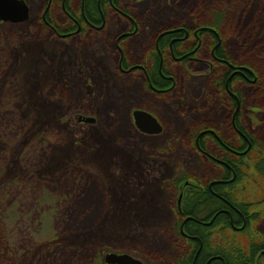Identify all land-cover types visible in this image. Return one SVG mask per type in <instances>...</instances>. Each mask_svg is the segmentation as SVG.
<instances>
[{"label":"rangeland","instance_id":"1","mask_svg":"<svg viewBox=\"0 0 264 264\" xmlns=\"http://www.w3.org/2000/svg\"><path fill=\"white\" fill-rule=\"evenodd\" d=\"M24 1L25 21L0 24V264H103L108 251L127 253L143 264L186 263L180 261L187 247L176 232L172 181L214 175L193 140L185 139L189 130L217 125L223 137L234 141L225 103L229 97L213 82L222 66L170 62L164 51L163 73L175 82L158 99L143 88L145 73L120 71L119 64L125 59L128 67L150 66V48L166 27H196L176 54L190 50L193 33L204 29L217 36L214 47L222 44L207 26L215 14L209 8L194 13L206 0H193L185 11L179 9L181 0H115V9L97 4L105 20L102 30L63 40L38 18L51 9L53 19L70 29L65 16L69 9L82 15L84 0H68L69 9L62 11L57 0L51 8V0ZM232 8L215 12L227 14L224 30L234 29L235 17H242L240 33L223 46L233 64L257 76L256 82L239 86L231 81L229 86L242 101L239 123L256 144L244 166H237L242 181L235 189L243 186L244 192L232 198L239 203L261 199L250 212L262 214L264 0H237ZM128 22L139 23L138 29L130 30ZM200 39L197 56L210 59V37ZM245 42L253 52L247 54ZM134 108L152 113L164 130L152 136L138 132L130 119ZM212 228L208 248L229 252L241 241L250 249L264 240L263 216L243 233L227 227L225 237Z\"/></svg>","mask_w":264,"mask_h":264},{"label":"flooded vegetation","instance_id":"2","mask_svg":"<svg viewBox=\"0 0 264 264\" xmlns=\"http://www.w3.org/2000/svg\"><path fill=\"white\" fill-rule=\"evenodd\" d=\"M107 1L109 8L114 9L113 1ZM81 16L80 19L68 17V22H70L72 27L70 29L67 28L63 32L64 35L70 37L71 34L75 33V30H77L76 34L80 31L83 33L88 30L100 31L105 26V20H102V18L100 21H96L87 19L84 14ZM189 39L188 31L186 33L183 32L182 36L171 35L169 37V60L170 62L186 60L191 63L207 61L206 64L210 69L215 64H219L224 68L226 76L224 77L223 89L229 97V99L225 100V103L229 105L227 112L229 114V124L231 125L230 133L232 134L231 138L235 142L223 137L217 125L208 126L207 124L204 128L199 127L194 137L195 151L205 158L206 164L210 166L211 171L216 170L214 177L208 179L193 178L182 182L179 179L172 181V193L175 197L172 206L178 223V238L184 243L182 245L187 247L186 256H182L185 258L180 259V261L184 260L188 264H238L239 260L233 262L228 260L227 251L208 248L210 243L209 230L214 229L212 227L216 226L218 227V232L223 231L225 237V230L228 228L243 233L248 225H251L255 220L257 221V219H254L255 216L264 217V212L261 214L248 212L247 209L242 210L240 207L243 206V200H241L242 206L240 207H238L239 205L235 206L231 202L236 192H244L243 186L241 190L235 189L236 184L242 181L240 179L238 183H235V169L239 168L237 166H244V158L251 149L252 140L250 136L245 134L243 126L239 123L242 101L237 94L231 91L229 85L231 81H237L239 86L245 82H256L257 76L255 72H252L253 70L250 73L244 66L233 64L225 58L215 56L213 46L209 51L210 59H199L196 50L201 46L202 41L197 33H193L194 42L190 44L188 48L190 50L181 51L177 54L173 51V43L184 46ZM159 61L160 57L158 56L157 65L155 66L157 73L153 74L152 78L150 76L147 77L145 68L142 65L129 66L128 73H145L146 85L143 88L158 99H163L164 93L173 87L174 81L170 80V75H166L160 70ZM166 82H170V84L166 85ZM226 82L227 87H225ZM228 118L225 120V125L228 124ZM256 161L255 164L258 163L257 159ZM249 204L244 203L248 209L250 207ZM252 208L253 206L250 207V209ZM258 231L260 233V229ZM220 234L222 235V233ZM223 242L224 237L222 240L220 239V243L222 244ZM240 264H264V240L259 245L254 246L253 259H242Z\"/></svg>","mask_w":264,"mask_h":264},{"label":"trees","instance_id":"3","mask_svg":"<svg viewBox=\"0 0 264 264\" xmlns=\"http://www.w3.org/2000/svg\"><path fill=\"white\" fill-rule=\"evenodd\" d=\"M196 1V0H195ZM195 1H193V0H181V2L180 3H183V6H182V8H179V9H181V10H186V8H188V5L189 4H191L192 2H195ZM235 1H237V0H206V1H203L204 3H206V5L205 6H202V7H198V5H196L195 7H194V9L196 8V12H194L195 14L197 13V14H199V11L200 10H202L203 11V8H209L210 9V13L214 16V14H215V17H214V19H213V17L211 16V14H210V16L212 17V19L213 20H209L208 22V25L207 26H211L212 28H214V30H216V33H218V35H219V38H220V40H221V43L222 44H220V45H216V47H214L213 46V44H214V39H216V35H214L212 32H208L207 30L205 31V29H204V31H199L198 32V34H199V36L201 37L203 34H206V35H209V37H210V42L211 43H209V45L207 46V49H208V51H209V49H211V47L213 46L214 48V54H215V56H217V57H222V58H225V59H227V60H229V61H231V62H233V59H231V57L229 56V54H227V49H225L226 47L225 46H223L224 45V43H225V40L227 41V38H229V37H234V36H236L237 37V35L240 33V32H237V28H239L240 27V25H241V23H242V17H241V15L240 16H236L235 17V20H236V25H235V28L233 29V28H229V29H227L226 28V30H224V28H225V25H224V23L222 22L223 21V17H225L227 14L225 13L224 14V12H219V14H217L216 15V11H218V10H224L223 8L224 7H226V6H230L231 7V9H232V11L235 9V8H232V5H234V2ZM247 1H251V0H247ZM57 6H58V9L59 10H61V0H57ZM197 2V1H196ZM52 3H53V0H51V6H50V8L51 7H53V5H52ZM229 4L230 3V5H226V4ZM106 4V5H105ZM114 4L116 5V1L114 0ZM46 3L44 4V6H43V9L44 8H46ZM105 5V6H104ZM65 7H67V9H69V7H68V0H65ZM100 7H101V9H103V7H105V9H106V7L107 8H109V4H108V2H106V1H101L100 2ZM83 12H84V15H85V17L87 18V19H90V20H97V21H100L99 20V15H98V9H97V2H96V0H84V6H83ZM105 9L103 10V12H106L105 11ZM62 11V10H61ZM236 11H237V8H236ZM234 12V13H236V14H238L239 13V11H237V12ZM68 12L70 13V15L72 16V17H76V18H78V19H80L81 18V14L79 15V17H78V15H75V14H73L71 11H70V9L68 10ZM216 12V13H215ZM51 13H53V10H47L46 11V13H45V16H44V18L42 19V17L39 19L38 18V22L40 23V24H42V25H44V24H46L47 23V25H50V26H52V27H54L57 31H59V32H64V31H66V28H67V26L65 27V26H63V25H60V23H58L55 19H53L54 17H52L51 16ZM193 13V15L192 14H190L191 16H194L195 14ZM200 13H202L201 11H200ZM50 14V15H49ZM128 14H129V16H131V13L128 11ZM65 15V14H64ZM65 20H68V17L67 16H65ZM134 20V19H133ZM135 21V20H134ZM129 23V22H128ZM136 24H137V29H138V27H139V23H137L136 22ZM184 24V23H183ZM46 25V26H47ZM45 26V27H46ZM183 27H186L187 28V30H188V32H190V33H192V31L196 28V27H193L192 26V28L191 27H187V26H185V25H183ZM182 25H177V26H174V27H166V28H163V29H161L160 31H159V33H161V32H163V31H169V30H171V32L170 33H168L163 39H160L159 40V45H160V47H161V49H162V54L164 53V51H168L169 52V50H170V48H169V44H168V39H169V37L171 36V35H176V36H178V35H181L182 36V34H183V32H182ZM129 29L130 30H133V26H132V24L131 23H129ZM234 31V32H233ZM208 34H207V33ZM83 32H79L78 33V35H81ZM158 33V34H159ZM157 34V35H158ZM251 34H252V32H251ZM254 36H252L251 38H253ZM69 39H71V37L69 38ZM203 41V40H202ZM179 44H174L173 43V45H172V49H173V51L174 52H177V49H176V47L178 46ZM244 45H246V46H248L249 45V47L250 48H245V49H248L247 50V54L249 53V52H253L254 51V46L253 45H251L250 44V42H245L244 43ZM240 49V48H239ZM150 55L148 56V60L150 61L151 60V62L152 61H154V63H152L150 66H145V68H146V70H147V72H148V74H149V76L152 78V75H153V72H155V74H156V70H153V67H155L156 65H157V54L155 53V49H154V46H151V48H150ZM230 58V59H229ZM235 61V60H234ZM122 66H124V67H128V62H126V60L125 59H123L122 61ZM148 65H149V63H148ZM162 70H163V72L164 71H166L167 70V65H166V63H165V58L163 59V62H162ZM226 73H224V68L222 67V70H220V72L219 73H217V75H218V80H216V79H213V82H214V84H218V85H220L221 86V88L223 89V83H224V77L226 76L225 75ZM216 75V74H215ZM231 83V82H230ZM170 84V82L168 83V82H166V85H169ZM264 89V88H263ZM196 128H199L198 126H196ZM243 131L245 132V134L246 135H248V136H250V138H251V140H252V146H251V149L246 153V155H245V157H247L249 154H253V153H255L254 152V150H255V143H254V141H253V138L251 137V135L250 134H248V132L246 131V130H244V128H243ZM196 129H194L193 128V130L191 131V130H189L188 132H187V134H189V136L187 135L186 137H185V139H188V141L190 142V140H193V144H194V137H195V134H196ZM201 143H202V141H201ZM204 146V145H203ZM262 153V152H261ZM257 159V158H256ZM258 159H262V158H258ZM257 162V161H256ZM255 162V163H256ZM256 165V169L258 170V166H259V162L257 163V164H255ZM216 170H214L213 171V174H214V172H215ZM235 172H236V178H235V183H237V182H239L240 181V179L242 178V176H240V174H239V171H237V169H235ZM212 177H214V175H212ZM186 178H188V179H192V178H194V179H196V178H201V179H208V178H210V177H207V176H205L204 178H202V177H184V176H180V177H178V179L179 180H182V179H186ZM263 179V178H262ZM236 197V196H235ZM245 201L246 200H243V206H242V203H239L237 200H235V198H233V200H231V202H233L234 203V205L235 206H238V207H240V206H242V207H240L242 210H246L247 209V211L249 212V211H251V209H250V207L251 206H255V205H257L256 203L259 201H261V199H258V200H249L248 202H246V203H250L249 205H250V207H249V209L248 208H246L245 207V205H244V203H245ZM253 216H254V214H253ZM254 219H259V216L257 217V216H255L254 217ZM253 219V220H254ZM251 225H248L247 226V228L248 227H250ZM247 228L245 229V230H247ZM244 230V231H245ZM177 235H178V229H177ZM235 238V237H234ZM233 238V239H234ZM234 243V242H233ZM211 246H213L212 244H211ZM232 248L231 249H229V252H227V254L229 253V256H227V258H228V260L230 261V262H233V261H235V260H239L238 262V264H240L241 263V261H242V259H245V260H252L253 259V253H254V246H251L250 247V249H249V247L248 248H245L244 247V245H243V241H241V246H238V245H235V246H231ZM249 249V250H248ZM180 264H188L187 262L186 263H180ZM230 264H235V263H230Z\"/></svg>","mask_w":264,"mask_h":264},{"label":"water","instance_id":"4","mask_svg":"<svg viewBox=\"0 0 264 264\" xmlns=\"http://www.w3.org/2000/svg\"><path fill=\"white\" fill-rule=\"evenodd\" d=\"M28 18V7L24 0H0V21L23 22ZM132 117L136 128L146 134H159L162 131L160 123L151 114L143 110H134ZM93 121V119H86ZM106 264H142L139 260L127 254L107 252L104 255Z\"/></svg>","mask_w":264,"mask_h":264}]
</instances>
